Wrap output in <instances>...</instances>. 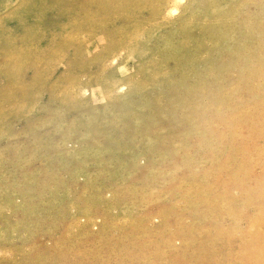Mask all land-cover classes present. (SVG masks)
Listing matches in <instances>:
<instances>
[{"label": "rangeland", "instance_id": "374dc122", "mask_svg": "<svg viewBox=\"0 0 264 264\" xmlns=\"http://www.w3.org/2000/svg\"><path fill=\"white\" fill-rule=\"evenodd\" d=\"M191 2L0 0V264H264V95L181 101Z\"/></svg>", "mask_w": 264, "mask_h": 264}, {"label": "bare ground", "instance_id": "6f19581e", "mask_svg": "<svg viewBox=\"0 0 264 264\" xmlns=\"http://www.w3.org/2000/svg\"><path fill=\"white\" fill-rule=\"evenodd\" d=\"M210 5L211 1L209 0H192L186 8V16H195L198 21L197 28L202 30L194 48H185L177 40L171 45L164 41L158 45V49L161 51L166 65L170 67L169 69L178 80L176 93L185 98L181 101L190 110L197 109L196 111L201 112L200 109H202L203 118L213 121L215 118L213 108L223 96H232L235 104L243 108L246 103L254 100L256 95H264V17H260L261 15L254 17L252 12L254 8L253 10L249 9L243 0H232V12L225 17L209 16ZM229 17H232L233 21L227 23ZM182 25L183 23L176 28V34L182 33L180 31ZM222 26L225 27L222 28ZM232 30L235 32L233 33ZM205 33L210 35L211 40L216 39L217 49L223 52L228 60L222 61L214 54H205L206 45L209 42ZM256 60H259L261 64H255ZM191 62L196 65L190 66ZM220 64H222L220 69L214 71L213 68ZM233 68H237V71L234 72ZM164 82L165 78H161L157 83L158 87L161 88ZM248 82L253 86L250 90L247 88ZM229 114L224 110V114L221 116L226 118ZM177 156L179 157V155Z\"/></svg>", "mask_w": 264, "mask_h": 264}]
</instances>
